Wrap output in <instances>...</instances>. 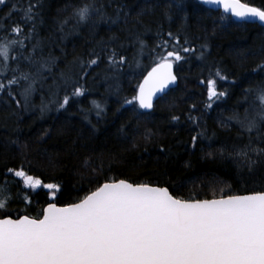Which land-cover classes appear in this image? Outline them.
<instances>
[{"label": "trees", "instance_id": "trees-1", "mask_svg": "<svg viewBox=\"0 0 264 264\" xmlns=\"http://www.w3.org/2000/svg\"><path fill=\"white\" fill-rule=\"evenodd\" d=\"M242 1L264 7V0ZM30 2L35 3V0H6V4L0 5V39L4 36L15 37V33L9 35L7 31L14 24H21L24 32H28L31 23H25L24 10ZM89 2L91 0H41L42 8L39 10L43 23L37 22V35H34L32 42L37 39L42 41L45 57L49 54L58 57L52 68L57 83L61 70L67 72L71 67L73 72L78 71V65H70L74 57L89 59L88 53L92 48L99 51L96 42L102 39L107 41L113 33L119 40L109 47L125 43L124 54L130 62L139 47L131 43L135 40L136 31L143 33L141 39L148 48L157 42V31L162 33L164 39H168L167 33L171 31L180 36L183 46L194 47L196 51L181 53L185 59L175 65L179 81L177 87L163 96L149 115L141 116L135 137L127 140L120 133V126L131 120V125L126 129L128 131L136 126V120L133 111L128 106L121 109L120 104L124 97L130 99L135 94L134 86L154 66L147 48L140 57L142 68L133 65L119 74L122 88L119 98L115 95L116 81L105 79L109 72L105 60L94 66L87 78L80 81L87 91L84 96L75 98L66 110L57 112L56 105H52L51 111L41 114V97L47 103L51 99L49 86L53 85V76L47 71L44 73L47 77L45 85L41 88L37 84L27 111L18 109L14 102L6 105L7 94H0V185L7 181L6 188L0 189V199L7 198L6 209L0 210V216L8 213L14 218L18 215L39 217L47 203L66 205L78 202V199L105 182L106 178L166 186L174 196L184 199H211L222 193L243 194L260 190L264 185V166L249 173L246 168L238 169L233 159L227 154L221 156L217 149L225 147L226 152H230L233 144L243 146L247 143V134L241 133L239 125L227 118L234 112L243 116L245 109L254 115L260 108L256 96L257 90L264 87V74L254 73L252 69L259 60L264 59V55L250 53L264 50V26L237 20L200 0H148L149 4L154 5L151 10L147 9L145 0H126L130 4L135 2L136 7L128 25L121 23L120 28H135L132 35L119 31L116 26L109 30L103 23L92 33L88 24L77 27L74 18L69 19L63 32L54 24V18L58 15L60 19L71 17L73 6ZM118 2L114 0L111 6H107L108 0H97V6L105 4L107 13L114 15ZM178 2L180 9L175 7ZM168 4L173 7L168 8ZM13 5L15 10L9 18L6 14ZM142 5L146 11L140 17L143 25H139L135 23L134 16ZM144 25L151 30L145 33ZM185 38L189 44H183ZM26 44L31 46L27 41ZM203 44H207V48H202ZM217 68L229 77L225 81L217 78L218 90H227L229 95L215 102L211 109H206V81L213 78ZM200 81L205 83L201 84ZM244 88H251L252 91L245 94L242 91ZM59 95L62 99L63 88ZM91 101L101 102L106 111L97 116ZM192 105L196 108L192 109ZM172 115L179 116L180 120L172 121ZM189 115L200 118L199 127L188 119ZM221 119L225 126H221ZM145 129H151L154 133L147 143L143 139ZM201 129H206L205 136L211 139L200 138L193 149L191 136ZM238 134L242 139H236ZM133 140L138 145L135 148L132 147ZM160 145L167 151L161 152ZM145 147L147 151H144ZM210 151L212 156L207 155ZM21 166L43 183L60 184L61 190L55 200L51 199L48 190L26 188L20 178L7 173L8 168Z\"/></svg>", "mask_w": 264, "mask_h": 264}, {"label": "snow or ice", "instance_id": "snow-or-ice-1", "mask_svg": "<svg viewBox=\"0 0 264 264\" xmlns=\"http://www.w3.org/2000/svg\"><path fill=\"white\" fill-rule=\"evenodd\" d=\"M114 0H108L111 6ZM203 4L222 5L225 13L241 20H258L264 24V7L242 3L241 0H200ZM6 0H0V5ZM147 9L154 5L145 0ZM65 6V10L67 9ZM136 7L135 2L130 4L126 0H119L114 9V15H109L106 5L97 6V0H91L80 6L72 7L71 17L54 18V24L63 32L69 19L74 18L76 26L88 24L92 33L101 23L109 30L116 26L119 31H127L132 35L135 28H120V24L128 25ZM172 8V4L167 5ZM175 7L181 8L178 2ZM41 0L29 3L24 10L25 23H31L25 33L21 24L12 25L7 31L9 35L0 39V94L6 93V105L14 102L18 109L29 110L31 98L36 91L37 84L44 87L47 77L45 71L53 76V85L49 86L51 99L40 106L41 114L52 110H66L75 99L85 95L87 89L80 83L87 78L94 66L105 60L109 69L105 79L116 81L115 95L119 98L122 88L119 84L120 73L126 67L142 68L140 57L147 48L149 59L154 66L150 67L142 81L134 86L135 94L131 98L124 97L121 109L128 106L136 120V126L126 131L131 120L120 126V133L125 140L135 137L140 118L149 115L154 109V101L162 99L169 86L175 85L178 76L174 66L185 59L184 54L195 53L194 47H185L181 44L178 34L169 31L168 39H164L157 31V42L148 48L141 39L143 33L136 31L133 46L139 45L129 61L124 50L127 45L119 43L118 47H109L115 44L119 37L113 33L107 41H97L99 51L92 48L89 59L74 57L70 65H78V71L72 68L59 73V83L52 73L58 57L43 54L42 41L37 39V22L43 23L41 16ZM15 5L6 14L11 17ZM146 7L139 6L135 11L136 24L143 25L140 19L145 14ZM171 19V16L165 12ZM2 28V23H0ZM151 29L144 25V32ZM26 41L31 46L28 47ZM183 44H189L187 38ZM207 48V44L201 45ZM172 49V50H168ZM251 55H264L250 53ZM203 53H201V57ZM223 70L217 68L213 78L206 81L207 101L206 109L229 95L228 91L218 90V79L228 80ZM252 72L264 74V59L259 60ZM10 73V75H9ZM218 78V79H217ZM204 84L205 81H200ZM236 83L235 80L232 81ZM53 87L55 91H53ZM64 95L60 98V90ZM15 89V90H14ZM247 94L251 88H244ZM2 98V97H0ZM247 99V95H245ZM256 99L260 101V108L254 115L245 109L244 115L234 112L228 121H235L241 133L248 136L243 146L232 145V151L226 152L225 147L217 149L221 156L233 159L238 169H247L249 173L264 166V87L257 90ZM119 103V99L117 101ZM97 116L106 111L99 101H91ZM196 106L192 105V109ZM15 114V113H13ZM87 119V114H85ZM193 124L199 127V117L188 116ZM172 121H179L177 115L171 116ZM90 122V121H89ZM224 125L223 119L220 120ZM206 129L191 136V147L195 149L200 138L211 139L205 136ZM255 133V136H253ZM154 135L151 129H145L144 141L150 142ZM215 136V132H213ZM236 139H242L240 134ZM133 140L132 147H137ZM144 151H147L145 147ZM160 151L167 149L160 145ZM208 156H212L210 151ZM88 163L87 161L85 162ZM102 168V165H101ZM95 172L96 170L93 169ZM7 173H13L20 178L23 186L29 189H46L52 200L61 190L58 183H43L38 177L29 174L22 166L16 169L8 168ZM7 181L0 185L6 188ZM25 200L31 203L27 197ZM7 198L0 199V210L6 209ZM0 264H264V185L260 190L246 191L243 194H221L208 199L178 198L166 186H159L151 182H130L127 179H105L94 191H90L78 202L58 206L55 202L47 203L39 217L18 215L13 218L5 213L0 216Z\"/></svg>", "mask_w": 264, "mask_h": 264}, {"label": "water", "instance_id": "water-1", "mask_svg": "<svg viewBox=\"0 0 264 264\" xmlns=\"http://www.w3.org/2000/svg\"><path fill=\"white\" fill-rule=\"evenodd\" d=\"M241 2L242 3H245V2H243L242 0H241ZM212 9H214V10H217V11H222V12H224V10H223V7H222V5H216V4H208ZM225 13V12H224ZM228 15H230V16H232L231 15V13H227ZM232 17H234V16H232ZM235 19H237V20H240V21H247V22H249V23H258V24H260V25H263L264 26V24H261L258 20H256V21H252L251 20V18H249L248 20H241V19H239V18H237V17H234ZM174 72L176 73V69H175V66H174ZM177 75V74H176ZM178 80H177V83L175 84V85H171V86H169V90H167L166 91V94L170 91V90H172V89H174V88H176L177 87V85H178ZM166 94H163V96H165ZM160 100V98H157L155 101H154V105H156V103L158 102ZM155 107V106H154ZM151 111H153V110H151ZM150 111V112H151ZM169 191H170V189H169ZM171 192V191H170ZM172 193V192H171ZM56 203V202H55ZM58 206H64V205H60V204H57ZM47 206V205H46ZM45 206V207H46ZM14 218V217H13Z\"/></svg>", "mask_w": 264, "mask_h": 264}, {"label": "bare ground", "instance_id": "bare-ground-1", "mask_svg": "<svg viewBox=\"0 0 264 264\" xmlns=\"http://www.w3.org/2000/svg\"><path fill=\"white\" fill-rule=\"evenodd\" d=\"M263 26V25H262Z\"/></svg>", "mask_w": 264, "mask_h": 264}]
</instances>
